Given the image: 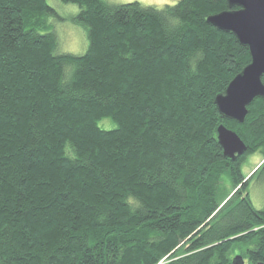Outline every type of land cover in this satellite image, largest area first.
<instances>
[{
	"label": "trees",
	"instance_id": "trees-1",
	"mask_svg": "<svg viewBox=\"0 0 264 264\" xmlns=\"http://www.w3.org/2000/svg\"><path fill=\"white\" fill-rule=\"evenodd\" d=\"M60 1L83 55L57 52L47 0H0V264L264 263V165L243 173L264 157V99L244 123L216 105L251 61L208 23L228 1ZM222 124L248 147L235 161Z\"/></svg>",
	"mask_w": 264,
	"mask_h": 264
},
{
	"label": "water",
	"instance_id": "water-1",
	"mask_svg": "<svg viewBox=\"0 0 264 264\" xmlns=\"http://www.w3.org/2000/svg\"><path fill=\"white\" fill-rule=\"evenodd\" d=\"M227 1L229 9L210 16L208 23L233 33L249 50L251 61L230 82L225 93L217 96L216 105L224 118L244 123L252 102L264 99V0ZM218 141L227 159L235 161L248 151L242 138L223 124L218 128ZM233 264H245V260L236 256Z\"/></svg>",
	"mask_w": 264,
	"mask_h": 264
},
{
	"label": "rangeland",
	"instance_id": "rangeland-1",
	"mask_svg": "<svg viewBox=\"0 0 264 264\" xmlns=\"http://www.w3.org/2000/svg\"><path fill=\"white\" fill-rule=\"evenodd\" d=\"M110 4L121 5L133 2H139L145 6L163 8L166 5H174L179 0H105ZM49 6L57 12L56 16H49L48 23L57 37V52L59 54L83 55L89 48V37L87 30L75 24L72 20L79 13L80 8L75 4H65L60 0H47ZM101 126L107 130L114 129L116 126L111 120H104ZM264 165V157L257 152L247 157L243 165V173L251 178ZM229 189L230 183L224 184ZM250 196L254 206L261 210L264 208V171L252 178L250 186ZM247 264V262H245Z\"/></svg>",
	"mask_w": 264,
	"mask_h": 264
}]
</instances>
